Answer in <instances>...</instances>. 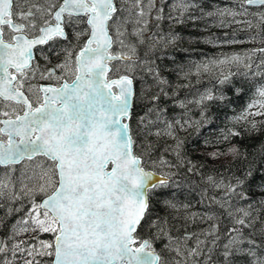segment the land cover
I'll list each match as a JSON object with an SVG mask.
<instances>
[{
	"label": "trees",
	"instance_id": "obj_1",
	"mask_svg": "<svg viewBox=\"0 0 264 264\" xmlns=\"http://www.w3.org/2000/svg\"><path fill=\"white\" fill-rule=\"evenodd\" d=\"M147 1L131 7L117 3L128 45L114 43L112 50L131 56L135 48L129 119L135 153L158 172L153 163L164 157L162 163L173 164L175 174L169 184L149 193V213L139 234L152 241L163 264H173L168 246L179 247L181 238L186 242L180 255L193 256L199 264H254L264 259V97L257 91L264 86V6L186 0L183 10L179 0ZM39 27L40 19L37 31L28 35H36ZM65 28L64 49L70 34L84 32L87 25ZM116 62L111 76L119 74L117 64H126ZM48 163L36 156L0 166V264H52L53 256L37 253L53 250L42 245H52L55 233L33 231L30 215L33 200L38 204L43 195L20 191V180ZM214 184L223 190L218 204L210 194ZM238 209L249 213L251 225L239 233L232 231L239 227L234 219L242 215ZM203 223L211 225L209 236ZM226 235L237 236L227 259L222 248Z\"/></svg>",
	"mask_w": 264,
	"mask_h": 264
},
{
	"label": "snow or ice",
	"instance_id": "obj_2",
	"mask_svg": "<svg viewBox=\"0 0 264 264\" xmlns=\"http://www.w3.org/2000/svg\"><path fill=\"white\" fill-rule=\"evenodd\" d=\"M21 2L0 0V99L23 105L22 116L0 121L4 125L0 136H7L6 142L0 139V164L34 156L49 162L41 169L35 189L44 199L38 204L33 200L30 215L33 231L55 233V244H43L44 249L53 250L37 254L54 255L52 264H163L152 241L142 238L139 229L149 213V193L168 182L146 171L133 150L135 142L125 122L130 118L132 79L126 75L109 78L113 61H124L128 70L136 63L134 47L131 56L110 51L114 43L125 46L122 18L116 16L122 9L115 0H50L47 9L32 5L26 12H14ZM243 2L264 6V0ZM136 3L139 6L141 0ZM178 7L187 10L186 0H179ZM37 13L48 19L38 28L39 35L29 38V33L37 31ZM139 15H144L142 10ZM14 16L22 22H16ZM81 23L87 29L77 32V38L86 34L88 39L74 59L66 50L64 64L57 65L67 68L71 82L40 87L43 95H37L34 105L21 90L33 48L56 38L66 39L64 26ZM17 80L19 87H14ZM227 80L225 77L220 83ZM257 91L264 97V86ZM237 211L242 216L234 217L239 227L232 231L239 233L251 225L246 220L249 213ZM236 241L233 237L225 244L226 259L229 245ZM254 264H264V259Z\"/></svg>",
	"mask_w": 264,
	"mask_h": 264
},
{
	"label": "rangeland",
	"instance_id": "obj_3",
	"mask_svg": "<svg viewBox=\"0 0 264 264\" xmlns=\"http://www.w3.org/2000/svg\"><path fill=\"white\" fill-rule=\"evenodd\" d=\"M49 3H50V0H38L37 3H33V4L31 2H27L26 0H22L21 5L27 4V6L23 10V11L26 12L29 7H32V5H38L42 9H47L49 7ZM116 3H118L121 6H125L126 5V6H129V7H131L133 4L137 5L136 0H116ZM145 3H146V0H145ZM147 3L150 4L151 0H148ZM15 7L16 6H14V8ZM14 8H13V11H14ZM124 8L125 7H123V9ZM17 11H19V7L17 8ZM13 18L16 19L15 16ZM35 19H36L37 25H39V19H40V26H41V25H44L43 24L44 19H48V17H46V16L45 17H41V15L39 13H37ZM17 21H19V20H17ZM19 22H22V21H19ZM122 28H123V24L121 26V29ZM74 32H72L71 36H70V46L68 48L64 49L65 57L68 54V52L66 50H70L73 53V59H74L75 53L78 52V50L82 47V45L84 44L85 39L87 37V35H85V39L83 41H81L80 36H79V38H77L76 33L73 34ZM153 42L154 43L157 42V39H154ZM124 44H125L124 47H126V45H128L125 40H124ZM117 45H118V47H121L119 44H117ZM112 52L122 53L121 51H118V50L117 51L112 50ZM40 54H41V52H40ZM40 56L41 55L38 54L35 64L31 65L29 69L25 70L26 71V75L24 77L23 88L21 89L22 91H24L28 95L29 99L33 102L34 105H35V100H36L37 95H40L39 94L40 92H39V89H38V85H39V83H41L40 82L41 79L43 77H47L46 74H48L49 71H50V69H49L50 65L48 67L46 66L45 71H40L39 70L40 62L44 61V62L50 64V61H46L45 57L41 58ZM46 58H48V57H46ZM64 62H65V59H62L59 62V64L60 65L64 64ZM116 63L117 62L112 63L111 65L114 66ZM133 67H134V65H132L131 70L133 69ZM40 68L42 69V65H40ZM116 69H118L117 71L119 73L116 76H119V75H122V74H129V75L132 76L131 70H128V65L127 64H124V63L117 64L116 65ZM57 76H62L63 77L62 79H59L58 82H62V80H64V79L67 80V81H70L73 78L71 76V74L68 72L67 68H64V69L61 68V72ZM57 76H55V78ZM116 76H111V73H109V78L116 77ZM19 83H20V81L17 80L14 83V86L15 87H19ZM4 112H7L9 115L8 116L3 115L2 113H4ZM22 112H23V105L22 104H17V103H14L12 101H4L3 99H0V117H5V118L15 117V116H17L19 114H22ZM0 126H1V124H0ZM0 139L6 140L7 136L6 135L5 136H0ZM160 160L161 161H159V163L157 161V164L155 162L156 167L158 168V166H159L160 168H158V169L162 171L160 173H164V174H167L169 176L175 174V170L172 168L173 164H171L170 166H167V164L162 163V160H165L164 157H162V159H160ZM153 166H155V165H153ZM161 167H162V169H161ZM146 168H149V167H146ZM149 169H152V167H150ZM152 170H154V169H152ZM40 173H41V170H39V171L36 170V172L34 174L28 175L27 178L25 177L26 178L25 185L23 184L25 178H22L20 180V183H21L20 184V191H24L28 195L36 193L35 189L37 188L38 183H39L38 176H39ZM215 187H217V188H215ZM29 189H32L33 191L29 192ZM210 189H212L210 194L213 197V199L215 198L214 196L216 195V198H215L216 200L214 199V201L217 202V204L220 203L222 200H221V196H219L218 193L223 192V190L221 188V185L220 184H218V185L214 184L212 187H210ZM219 189L221 190V192H220ZM203 224H204V228L206 229V231H204V234L206 236H209L208 232L210 230H212V229H210L211 225L205 224V223H203ZM233 237L237 238V236L226 235L225 240L222 242V248L225 246V244H228L229 241ZM177 242L178 241H176L175 244ZM185 242H186V238H181L179 240V242H178L179 243V247L172 248L171 246H168V250L167 251L170 254L169 256L173 259V264H199L197 259H194L193 256H192V258L190 256L188 258L186 256L180 255V251H181L180 247L181 246H182V248L185 247ZM235 243H237V241L232 243V244H230V246L235 244Z\"/></svg>",
	"mask_w": 264,
	"mask_h": 264
},
{
	"label": "flooded vegetation",
	"instance_id": "obj_4",
	"mask_svg": "<svg viewBox=\"0 0 264 264\" xmlns=\"http://www.w3.org/2000/svg\"><path fill=\"white\" fill-rule=\"evenodd\" d=\"M65 19H67V17H65ZM14 20H16V19H14ZM17 22H19V21H17ZM70 36H71V34H70ZM66 39H68V38H66ZM66 39L56 38L55 40L49 41L44 47L42 46L37 50L36 57L33 60L32 65L35 64V62L37 60V55L39 54V55H41L40 56L41 58L45 57L46 61H50V64L46 63L44 61L40 62L39 70L45 71L46 66L48 67L50 65L49 69L51 72L54 73V75H52V76H49L48 74H46L47 77H43L41 79V81H40L41 83H39L38 89H39L40 84H50V85H54V86H59L62 83V82H58L59 80L56 79L55 76H57L61 72V68L57 67V65H60L59 62L62 59H65V51H64V45L62 44V40H66ZM40 52H41V54H40ZM46 57H48V58H46ZM40 65H42V69L40 68ZM39 94L42 95V93H39ZM27 97H28V95H27Z\"/></svg>",
	"mask_w": 264,
	"mask_h": 264
},
{
	"label": "water",
	"instance_id": "obj_5",
	"mask_svg": "<svg viewBox=\"0 0 264 264\" xmlns=\"http://www.w3.org/2000/svg\"><path fill=\"white\" fill-rule=\"evenodd\" d=\"M115 3H116V1H115ZM247 5V4H246ZM117 6V5H116ZM249 6H259V5H249ZM17 22V21H16ZM65 33H66V30H65ZM36 35H39V33L38 34H36ZM66 37H67V33H66ZM29 38H32V36H29ZM64 39V38H63ZM88 39V36H87V38L85 39V41ZM43 45H45V44H42V45H36L34 48H33V58H32V60L30 61V65L32 64V61L34 60V58H35V52H36V49L37 48H39V47H41V46H43ZM80 50V49H79ZM78 50V51H79ZM111 51V50H110ZM111 53L112 54H116V55H119V54H121V53H115V52H112L111 51ZM118 61V60H117ZM113 62H115V61H113ZM112 62V63H113ZM111 63V64H112ZM111 64L109 65V67L111 68ZM15 74V73H14ZM122 75H126V76H128L130 79H132V81H133V77L131 76V75H129V74H122ZM122 75H119V76H116V77H112V78H110V79H119V77L120 76H122ZM65 81H67V80H63L62 81V83H64ZM67 82H71V81H67ZM14 83H15V81L13 82V86H14ZM61 83V84H62ZM47 86H52V87H58V86H54V85H50V84H40V86H39V88L40 87H47ZM15 87V86H14ZM132 87H133V98H132V103H131V106H130V109H129V112H130V116H131V111H132V108H133V103H134V96H135V87H134V81H133V84H132ZM24 92V91H23ZM24 95L25 96H27L26 95V93L24 92ZM43 95V94H42ZM20 116H22L23 115V112H22V114H19ZM16 118V116L15 117H10V118H5V117H0V121H3V120H7V119H15ZM130 119V118H129ZM129 119H127L125 122L126 123H128L129 124ZM1 124V126H0V128H2V127H4V125L2 124V123H0ZM5 142L7 141V139L6 140H4ZM134 150V149H133ZM138 156V155H137ZM36 156H34L33 158H35ZM32 158V159H33ZM24 160H30V159H27V158H24V159H21V160H19L18 162H16V163H12V164H19V163H21V162H23ZM8 165H11V164H0V166H8ZM142 166L145 168V170L146 171H149V172H152L154 175H155V177L156 178H158V179H160V180H167V182L169 181V179H170V176H168V175H166V174H163V173H160V172H156V171H154V170H152V169H149V168H146L143 164H142ZM44 199V197H42L40 200H39V203L42 201ZM56 235V234H55ZM55 235H54V238H53V245L55 244ZM54 260V255H53V257H52V261Z\"/></svg>",
	"mask_w": 264,
	"mask_h": 264
},
{
	"label": "bare ground",
	"instance_id": "obj_6",
	"mask_svg": "<svg viewBox=\"0 0 264 264\" xmlns=\"http://www.w3.org/2000/svg\"><path fill=\"white\" fill-rule=\"evenodd\" d=\"M146 66H148V65H146ZM167 84V83H166ZM177 88V87H176ZM170 89V88H169ZM165 90H166V88H165ZM187 90V89H186ZM162 91V90H161ZM168 91V90H167ZM166 91V92H167ZM177 91V90H176ZM182 91H183V89H182ZM165 92V91H164ZM175 93V92H174ZM181 93H183V92H181ZM159 94H162V93H159ZM167 94V93H166ZM163 95V94H162ZM158 96V95H157ZM165 96V95H164ZM177 96V95H176ZM179 96V95H178ZM186 96V95H185ZM180 97V96H179ZM163 99H164V97H163ZM183 99V98H182ZM179 100V99H178ZM177 100V101H178ZM164 101H165V99H164ZM182 101V100H181ZM180 106V105H179ZM183 107V106H182ZM171 127V126H170ZM169 128V127H168ZM183 130H184V128H183ZM175 137V136H174ZM168 158V157H167ZM157 160H155V162H156ZM155 162H154V164H155ZM158 163H159V161H158ZM156 164H157V162H156ZM156 164H155V166H156ZM161 164V163H160ZM159 165V164H158ZM158 168H160L159 166H158ZM161 169H162V167H161ZM157 172V171H156ZM164 174V173H163ZM167 175V174H166ZM171 178V177H170ZM205 182V181H204ZM169 184V183H168ZM217 184V183H216ZM210 186V185H209ZM211 187V186H210ZM215 188H217V187H215ZM214 189V188H213ZM220 190V189H219ZM214 192V191H213ZM220 192H221V190H220ZM207 194V193H206ZM222 196V195H221ZM215 198H216V195L214 196ZM214 198V199H215ZM216 200V199H215ZM242 216V215H241ZM247 219V218H246ZM190 255H191V253H190ZM192 258V257H191ZM205 262V261H204Z\"/></svg>",
	"mask_w": 264,
	"mask_h": 264
}]
</instances>
